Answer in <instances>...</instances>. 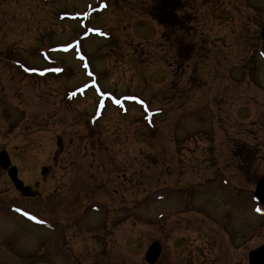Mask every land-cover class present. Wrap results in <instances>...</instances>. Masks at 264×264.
I'll use <instances>...</instances> for the list:
<instances>
[{
	"label": "rangeland",
	"instance_id": "1",
	"mask_svg": "<svg viewBox=\"0 0 264 264\" xmlns=\"http://www.w3.org/2000/svg\"><path fill=\"white\" fill-rule=\"evenodd\" d=\"M172 1L181 22L161 37L155 0H0V150L34 194L0 169V264H147L153 239L155 264H247L264 243L251 198L264 173V0ZM65 44L51 66L40 58ZM79 53L103 90L143 97L150 124L140 105L107 102L91 126L92 92L65 100L85 80ZM13 206L66 225L48 233Z\"/></svg>",
	"mask_w": 264,
	"mask_h": 264
},
{
	"label": "water",
	"instance_id": "2",
	"mask_svg": "<svg viewBox=\"0 0 264 264\" xmlns=\"http://www.w3.org/2000/svg\"><path fill=\"white\" fill-rule=\"evenodd\" d=\"M261 37L264 39V26L261 31ZM0 167L8 168V176L11 178L15 188L21 192V194H27L29 186L23 185V182L17 178V170L15 166H10L8 155L5 151H0ZM46 168H42V173L46 172ZM254 198L264 204V174L257 180ZM161 247L158 241H153L145 252L144 258L148 263L155 262L160 253ZM38 264V263H36ZM249 264H264V246H261L255 250L249 252Z\"/></svg>",
	"mask_w": 264,
	"mask_h": 264
},
{
	"label": "trees",
	"instance_id": "3",
	"mask_svg": "<svg viewBox=\"0 0 264 264\" xmlns=\"http://www.w3.org/2000/svg\"><path fill=\"white\" fill-rule=\"evenodd\" d=\"M148 12L149 15L165 30L170 29L174 25H176V21L178 18L175 13L174 1L172 0H155V3ZM163 31L161 33L162 37L165 36V31ZM243 160L245 161V163L249 162L247 158H244Z\"/></svg>",
	"mask_w": 264,
	"mask_h": 264
},
{
	"label": "flooded vegetation",
	"instance_id": "4",
	"mask_svg": "<svg viewBox=\"0 0 264 264\" xmlns=\"http://www.w3.org/2000/svg\"><path fill=\"white\" fill-rule=\"evenodd\" d=\"M31 192H32V188L30 189L29 194H28L27 196H33L34 194H31ZM36 197H38V195H37ZM58 223L60 224V226H62L61 224H62V223H66V221L62 219V220H59ZM61 228H63V226L60 227V228H58V229L61 230Z\"/></svg>",
	"mask_w": 264,
	"mask_h": 264
},
{
	"label": "snow or ice",
	"instance_id": "5",
	"mask_svg": "<svg viewBox=\"0 0 264 264\" xmlns=\"http://www.w3.org/2000/svg\"><path fill=\"white\" fill-rule=\"evenodd\" d=\"M117 103H119L120 101H116ZM257 211H260V209H257ZM27 215V213H25ZM32 219H36V217H32Z\"/></svg>",
	"mask_w": 264,
	"mask_h": 264
}]
</instances>
